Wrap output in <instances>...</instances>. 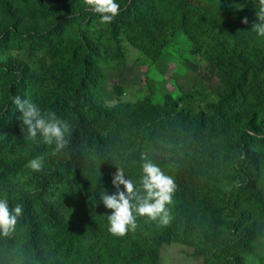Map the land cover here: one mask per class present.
I'll use <instances>...</instances> for the list:
<instances>
[{"label":"rangeland","instance_id":"obj_1","mask_svg":"<svg viewBox=\"0 0 264 264\" xmlns=\"http://www.w3.org/2000/svg\"><path fill=\"white\" fill-rule=\"evenodd\" d=\"M131 1L117 0L118 14L101 23L86 0H0V198L23 209L0 233V264H148L149 242L166 226L137 217L134 231L113 235L100 195L116 191L118 169L136 186L145 160L176 185L170 217L176 195L185 198L157 264H264V132L255 131L264 38L250 30L254 0H192L184 10L183 0ZM16 95L67 122L64 148L28 139ZM245 132L257 141L243 143ZM36 157L40 171L26 166Z\"/></svg>","mask_w":264,"mask_h":264},{"label":"clouds","instance_id":"obj_2","mask_svg":"<svg viewBox=\"0 0 264 264\" xmlns=\"http://www.w3.org/2000/svg\"><path fill=\"white\" fill-rule=\"evenodd\" d=\"M91 10L99 14L101 23H110L118 14L119 4L117 0H86ZM255 21L250 30L257 38H264V0H254ZM242 23H248L243 18ZM15 105L22 131L26 132L28 139L36 140L39 136L43 143L54 145L52 152L55 154L65 146V135L68 132V124L57 117L52 110H44L37 103L16 95L11 98ZM27 167L33 171H40L42 160L40 157L27 162ZM112 185L116 191L112 195L101 193V200L112 213L108 216V231L116 236H124L134 231L137 227V217H146L161 226L170 222L169 207L175 183L156 164L145 160L141 166L139 187L132 180L125 179L122 170L118 169L112 177ZM123 185L124 191L120 190ZM23 209L20 205L9 209L8 200L0 198V233L8 234L17 223Z\"/></svg>","mask_w":264,"mask_h":264},{"label":"trees","instance_id":"obj_3","mask_svg":"<svg viewBox=\"0 0 264 264\" xmlns=\"http://www.w3.org/2000/svg\"><path fill=\"white\" fill-rule=\"evenodd\" d=\"M183 1H184V3L181 4L180 7H179V9H181V10H184L186 8V6H194V2H193L194 0L193 1L192 0H183ZM134 3H137V0H132L130 5H132ZM176 8L177 7L173 4L172 5V10H174ZM160 10L161 9L159 7H157V11H160ZM169 21L172 22L175 25L174 21H176V17L175 16H171L169 18ZM129 27L132 28L131 26H129ZM176 28L178 30H180L181 26H176ZM262 124L263 125L260 126L259 130H258V128H256L255 131L260 132V133L264 132V123H262ZM196 129L198 130L199 127L196 128ZM84 135H86V134L84 133ZM194 135L195 134L186 135L184 137L183 142H182V146L178 150L179 167L180 168H182V166H186V164H187L188 152H189L188 150L190 148L189 141H191L194 138ZM241 139H242L243 143L249 144L251 142L257 141L256 139H258V138H256L250 132H245L244 135L241 137ZM247 160H249V159H246V160H243V161H239L237 163V165H239V166H243L244 165V169H246ZM245 175L246 174H244V176H241V177L242 178L246 177ZM183 177H184V174L182 173L180 175L179 179L182 180ZM136 187H139V180L136 183ZM238 192H239V189L235 188L234 191H233V199H235L237 197ZM184 204H185V198L181 194L176 195V197L174 198L173 206H171L172 215H171L170 222L166 225V227L164 229V232L161 235H159L158 237L152 238V239H155V240H150V242H149V246L147 248V251L149 252V255L147 257V260L148 259H150V260H149L148 264H157V260L154 258V255L156 254V252L158 250L159 244L164 239V236H166V233H168L169 230L176 229L179 226H181V224H180V222L178 220H180V218L182 217ZM68 235H69V237L73 236L70 233ZM147 243L148 242H146V244ZM243 243L246 244V240H244ZM246 246L247 247L250 246L249 242H247ZM109 254H110V252H109ZM107 259H105V261H104L106 264H113V261L111 260L110 256H109V260L108 261H107ZM15 264H47V263L46 262H41V261H39L37 263V262H33V260L32 261H28L27 259H25V260L18 261Z\"/></svg>","mask_w":264,"mask_h":264}]
</instances>
